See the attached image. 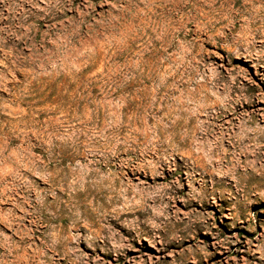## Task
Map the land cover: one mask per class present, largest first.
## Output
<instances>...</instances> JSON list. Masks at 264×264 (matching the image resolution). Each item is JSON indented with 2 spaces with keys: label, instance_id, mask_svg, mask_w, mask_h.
Instances as JSON below:
<instances>
[{
  "label": "rangeland",
  "instance_id": "obj_1",
  "mask_svg": "<svg viewBox=\"0 0 264 264\" xmlns=\"http://www.w3.org/2000/svg\"><path fill=\"white\" fill-rule=\"evenodd\" d=\"M0 17V264H264V0Z\"/></svg>",
  "mask_w": 264,
  "mask_h": 264
},
{
  "label": "bare ground",
  "instance_id": "obj_2",
  "mask_svg": "<svg viewBox=\"0 0 264 264\" xmlns=\"http://www.w3.org/2000/svg\"><path fill=\"white\" fill-rule=\"evenodd\" d=\"M8 2V1H7ZM23 2H24V0H23ZM150 2V1H149ZM30 3V2H29ZM32 3L33 4H36L37 3V0H32ZM6 4V3H5ZM15 4V3H14ZM26 5V4H25ZM28 5H30L31 6V4H28ZM149 5V4H148ZM50 6V5H49ZM5 7V6H4ZM7 10H8V8H7ZM18 12V11H17ZM15 13V12H14ZM1 15H2V13H1ZM9 16V15H8ZM1 18V17H0ZM10 18V17H9ZM9 21V20H8ZM0 25H1V23H0ZM4 27V26H3ZM2 27V28H3ZM23 34V33H22ZM3 35V34H2ZM24 35V34H23ZM5 37V36H4ZM28 37V36H27ZM2 38V37H1ZM4 41H5V39H3ZM21 40V39H20ZM244 143V142H243ZM241 146V145H240ZM242 150H243V148H242ZM138 212H141V213H143V214H146V211H141V210H139ZM134 213H136V212H134ZM134 213H132V214H134Z\"/></svg>",
  "mask_w": 264,
  "mask_h": 264
}]
</instances>
